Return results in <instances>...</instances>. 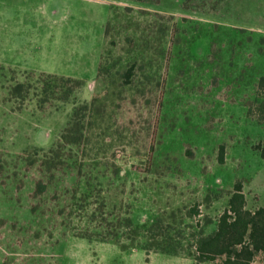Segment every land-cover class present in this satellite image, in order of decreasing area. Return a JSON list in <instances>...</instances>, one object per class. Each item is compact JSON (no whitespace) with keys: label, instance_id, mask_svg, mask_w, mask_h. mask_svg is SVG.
I'll list each match as a JSON object with an SVG mask.
<instances>
[{"label":"rangeland","instance_id":"374dc122","mask_svg":"<svg viewBox=\"0 0 264 264\" xmlns=\"http://www.w3.org/2000/svg\"><path fill=\"white\" fill-rule=\"evenodd\" d=\"M187 5L184 0H0V264H219L195 263L183 254L121 251L109 242L77 237L72 226L63 236L55 230L52 239L33 242L32 230L45 229L46 223L35 228L28 211L34 202L31 174L21 159L49 148L72 109L70 102L38 100L39 72L81 79L76 102L105 100L84 155L96 168L86 165L84 171L92 169L94 176L99 170L110 200H122L135 221L198 205V214L186 221L214 222L239 180L245 207L264 205L259 150L264 120L247 113L264 73V0ZM145 42L152 62L132 60L145 66L147 78L138 71L132 84L122 85L105 69L97 73L108 52L117 60L116 70L129 65L125 55L133 57ZM173 42L172 59L162 58L159 51ZM17 83L31 84L30 90L11 98L9 87ZM65 182L76 185L73 176L66 175ZM78 220L73 217L72 225L79 227ZM251 264H264V253Z\"/></svg>","mask_w":264,"mask_h":264},{"label":"trees","instance_id":"16d2710c","mask_svg":"<svg viewBox=\"0 0 264 264\" xmlns=\"http://www.w3.org/2000/svg\"><path fill=\"white\" fill-rule=\"evenodd\" d=\"M225 1L184 0L188 4L187 7L191 4L201 6L209 4L210 8L216 4H224ZM112 8L115 9L112 6L110 10ZM148 47L145 42V48L135 49L133 57L131 52L126 54L124 63L127 56L130 64L116 70L114 66L117 60H111L108 52L109 57L106 58L105 66L98 65L97 73L104 72L105 69L113 80L119 78L122 85L132 84L133 77L138 71L147 78L145 66L138 65L132 58L152 62ZM165 47L166 43L159 51L160 55L163 58L170 54L172 59L174 42L169 48ZM36 84H39L40 91L38 100L70 102L72 109L66 125L49 148L26 152L21 159L23 170L31 174L30 195L34 202L29 205L28 211L35 217V228L43 221L46 223L45 229L32 230L30 235L33 242L43 239V236L47 240L52 239L55 230L58 236H63L72 226L74 235L89 242H109L121 251L134 249L147 253L154 251L167 255L183 254L191 257L195 263L217 261L219 264H251L259 253H264V205L253 210L245 207L240 180L234 183L226 207L214 222L205 220L202 225L199 222L192 224L186 221V218L198 214V205L186 213H180L179 209H176L162 213L149 222L135 221L132 212L125 208L122 200L117 202L118 204L110 200L108 189L104 188L98 177L99 170L94 176L91 175L92 169L84 171L86 165L96 168L93 159H90L89 164L85 163L84 155L90 145L91 129L102 115V103L105 100L101 101L95 96L90 100L76 102L75 93L83 86V81L73 77L39 72ZM30 86L31 84L25 83L14 84L9 87V95L11 98L24 97ZM255 95L247 113L264 120V73L256 81ZM153 148L151 144L149 146L151 162ZM259 150L264 158V144ZM219 161H222V149ZM113 174H118V171L114 169ZM66 175L73 176L76 185L67 187ZM103 175L104 173H101V177ZM73 217L79 219V227L72 225ZM210 224L213 226L206 232L205 227Z\"/></svg>","mask_w":264,"mask_h":264},{"label":"crops","instance_id":"0c3cea01","mask_svg":"<svg viewBox=\"0 0 264 264\" xmlns=\"http://www.w3.org/2000/svg\"><path fill=\"white\" fill-rule=\"evenodd\" d=\"M58 74V73H57ZM61 75V74H60ZM63 76H68V75H65V74H62ZM69 77V76H68ZM71 77V76H70ZM77 79H79V78H77Z\"/></svg>","mask_w":264,"mask_h":264}]
</instances>
